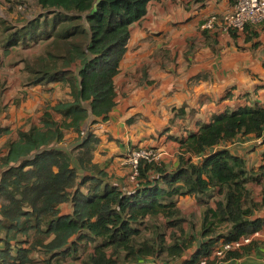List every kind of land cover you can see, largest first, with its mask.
<instances>
[{
	"label": "trees",
	"instance_id": "16d2710c",
	"mask_svg": "<svg viewBox=\"0 0 264 264\" xmlns=\"http://www.w3.org/2000/svg\"><path fill=\"white\" fill-rule=\"evenodd\" d=\"M151 1L37 0L39 15L13 31L6 27L8 47L45 42L26 61L25 85L63 82L70 98L46 106L40 122L20 130L0 157V264H32L35 251L46 264L68 257L82 258L83 264H122L147 256L169 264L192 242L183 236L186 218L178 207V198L186 194L207 205L205 239L184 264H200L220 240H238L264 228V217H255L264 206V163L249 168L228 147L216 148L239 135L262 137L264 106L226 110L201 123L180 139L175 169L140 159L133 190L113 183L93 160L100 137L91 126L107 119L117 103L115 76L131 27ZM67 129L78 139L65 147ZM7 131L0 127V137ZM251 181L261 183V201L253 198ZM213 196L215 206L208 204ZM64 202L71 203L70 213H61ZM239 254L231 251L227 257Z\"/></svg>",
	"mask_w": 264,
	"mask_h": 264
},
{
	"label": "crops",
	"instance_id": "0c3cea01",
	"mask_svg": "<svg viewBox=\"0 0 264 264\" xmlns=\"http://www.w3.org/2000/svg\"><path fill=\"white\" fill-rule=\"evenodd\" d=\"M231 7V0H152L145 16L132 25L128 49L115 76L117 103L107 119L91 126L100 137L93 160L122 189L129 191L137 186L127 161L132 150L155 148L162 153L158 163L172 170L180 162V139L198 130L201 123L226 110L264 106V23L249 25L241 32L201 26L211 14L224 13ZM5 46L0 36V56ZM43 86L46 85H20L17 90L27 98L17 99L11 108L0 102V127L8 128L0 137V157L7 151V142L18 138L20 130L39 123L37 115L41 112L34 113L29 95ZM73 133L72 129L65 130L64 140ZM225 146L244 157L249 168L258 169L264 163V135H239L216 148ZM200 158L193 156L194 161ZM249 188L253 198L261 201V183L251 181ZM208 204L216 205L215 196ZM206 205L194 194L178 198V207L186 218L183 236L187 243L192 240L180 257L185 259L183 264L205 239L201 231ZM60 210L70 213L71 203H62ZM258 216L264 217V206L256 211ZM238 252L237 256L227 257L226 264H264V228ZM158 262L147 256L132 264Z\"/></svg>",
	"mask_w": 264,
	"mask_h": 264
},
{
	"label": "rangeland",
	"instance_id": "374dc122",
	"mask_svg": "<svg viewBox=\"0 0 264 264\" xmlns=\"http://www.w3.org/2000/svg\"><path fill=\"white\" fill-rule=\"evenodd\" d=\"M230 9H232V7ZM42 11L37 0H0V36L5 40L8 33L6 27H10V31H13L15 27L22 26L29 19L39 15ZM44 46L45 43H43V41L31 42L25 45H13L12 47L5 46L6 49L0 56L3 57V61L0 63V102H3V107L11 108L13 105L16 106L15 103H17V99L25 100L27 98L26 94L22 95L23 92L19 93L17 90L20 85H25V79L28 74L25 69L26 61L38 55L43 50ZM49 84L39 88L38 92H33L35 91L33 90L29 95L31 99L30 106L35 107L34 113H36V115L39 112H41L42 115L46 106L55 104L58 100L70 98L69 86L66 83L54 82L51 86H49ZM30 87H33V85H30ZM15 91L18 92L15 93ZM1 109L2 107L0 106V110ZM41 115H37V118L40 119ZM60 117V115H57V118ZM38 122H40V120ZM77 139L78 133L75 132L63 141L62 146H71ZM160 159H162V153ZM172 230L173 228L168 229V239ZM80 252H82V249ZM33 255L35 262L32 264H46L44 256L40 251H35ZM133 262L135 261H128L129 264ZM52 264H83V259L68 257L67 259L54 260Z\"/></svg>",
	"mask_w": 264,
	"mask_h": 264
},
{
	"label": "built area",
	"instance_id": "2783aa9c",
	"mask_svg": "<svg viewBox=\"0 0 264 264\" xmlns=\"http://www.w3.org/2000/svg\"><path fill=\"white\" fill-rule=\"evenodd\" d=\"M232 4V9L225 13L211 14L202 24V28L241 32L249 23H264V0H233ZM160 158L161 152L152 147H138L132 150L127 156V161L132 169V177L135 179L139 173L140 159L158 162ZM257 233L258 231L254 234ZM252 240L253 235L243 236L233 241H222L209 255L201 258L200 264H226L229 252L240 250L244 245L251 243Z\"/></svg>",
	"mask_w": 264,
	"mask_h": 264
},
{
	"label": "water",
	"instance_id": "95a60500",
	"mask_svg": "<svg viewBox=\"0 0 264 264\" xmlns=\"http://www.w3.org/2000/svg\"><path fill=\"white\" fill-rule=\"evenodd\" d=\"M80 171H83V169H80ZM184 260L185 259L182 257L179 260H177L174 264H183Z\"/></svg>",
	"mask_w": 264,
	"mask_h": 264
}]
</instances>
